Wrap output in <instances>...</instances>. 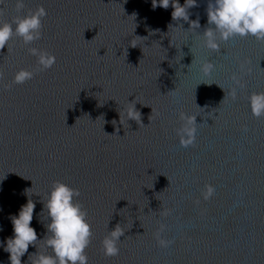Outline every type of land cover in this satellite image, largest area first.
Returning a JSON list of instances; mask_svg holds the SVG:
<instances>
[{
    "label": "water",
    "instance_id": "water-1",
    "mask_svg": "<svg viewBox=\"0 0 264 264\" xmlns=\"http://www.w3.org/2000/svg\"><path fill=\"white\" fill-rule=\"evenodd\" d=\"M17 2L0 3V24L40 6L47 15L39 40L13 35L0 50V264H10L12 218L29 200L37 241L22 264L54 255L45 204L55 181L80 192L87 264H264V115L249 99L264 93V42L237 36L206 48L209 0L187 22L152 0ZM29 48L55 63L39 70ZM204 62L214 65L208 74ZM22 69L33 78L12 84ZM133 101L141 121L127 117ZM181 112L196 116L188 147ZM117 224L119 254L107 257L102 241Z\"/></svg>",
    "mask_w": 264,
    "mask_h": 264
},
{
    "label": "clouds",
    "instance_id": "clouds-1",
    "mask_svg": "<svg viewBox=\"0 0 264 264\" xmlns=\"http://www.w3.org/2000/svg\"><path fill=\"white\" fill-rule=\"evenodd\" d=\"M4 3V0H0ZM171 4L173 20L189 21L188 9L197 6V0H185L182 6L179 0H152L153 9L157 6L168 9ZM6 6V5H5ZM24 7L23 0H18L16 8L20 10ZM207 22L214 27H208L203 32L204 46L213 51H219V42H228L239 36L245 38L254 37L259 42H264V0H209L207 5ZM3 12L0 10V15ZM47 15L45 9L40 6L33 13L23 17H15L9 22L0 24V50H3L13 35L21 37L25 45L31 44L41 38V20ZM15 25L13 29L12 25ZM190 26L199 28V20L190 21ZM29 54L37 57V63L41 66L39 70H47L55 63V57L51 54L40 51L36 48H29ZM214 69V65L209 62L202 64L201 70L208 74ZM34 73L27 70L18 71L12 84H23L32 79ZM4 79L3 71H0V81ZM233 80L240 86V81L233 76ZM6 89L11 88V84L5 85ZM228 95L236 98V90L232 89ZM250 107L252 114L257 118L264 115V93H253L250 96ZM127 117L132 120L141 121V114L135 110V101L129 103ZM153 112V109H152ZM179 118L185 123L177 129L180 137V145L188 147L193 145L196 132V116H188L181 112ZM142 124V123H141ZM143 125V124H142ZM144 126V125H143ZM207 192L204 198L208 199L214 192L211 186H206ZM78 189H73L68 185L55 181L48 195L45 208L50 217V223L46 225L51 236L46 240V246L51 248L54 255L35 254L36 260L32 264H87L85 249L91 242V227L86 221L87 212L81 203L74 201V197H79ZM35 204L29 200L22 206L17 217L12 218L14 236L8 238L4 251L10 254V264H22L21 258L28 252L30 245H35L37 232L30 226L33 219ZM163 230V226L161 227ZM124 235V230L117 224L109 235L102 241V251L105 256L113 257L119 254L117 247L120 237ZM158 243L162 247H167L171 242L159 239Z\"/></svg>",
    "mask_w": 264,
    "mask_h": 264
}]
</instances>
